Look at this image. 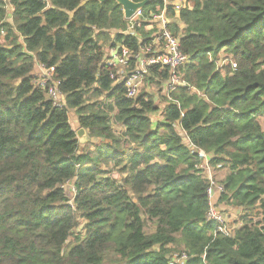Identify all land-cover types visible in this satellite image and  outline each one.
<instances>
[{"label":"trees","instance_id":"16d2710c","mask_svg":"<svg viewBox=\"0 0 264 264\" xmlns=\"http://www.w3.org/2000/svg\"><path fill=\"white\" fill-rule=\"evenodd\" d=\"M168 15L175 34L184 25L185 79L205 97L180 87L160 106L144 92L127 98L104 62L105 43L146 41L118 32L127 20L115 0H0V264H174L173 247L186 264H264V0H185ZM226 51L237 68L221 73L210 54ZM36 63L55 66L65 106L36 87ZM70 109L100 142L81 148ZM184 132L229 166L219 201L245 221L233 236L206 219L204 156Z\"/></svg>","mask_w":264,"mask_h":264},{"label":"built area","instance_id":"2783aa9c","mask_svg":"<svg viewBox=\"0 0 264 264\" xmlns=\"http://www.w3.org/2000/svg\"><path fill=\"white\" fill-rule=\"evenodd\" d=\"M162 1L163 7H158L157 11L151 10L148 16L145 15L143 8L138 9L131 18H125L127 20L126 28L118 30L121 34L134 36L141 42H144L145 38V43H142L138 49L119 42L111 44L105 51L104 62L113 69L111 77L114 80V85L123 84L126 89V96L129 99H137L143 93L142 91L147 82L151 84L153 80L161 83V87L154 91V85H149L144 93L165 97L166 102L162 106L166 105L168 101L177 102L173 99L172 94L180 87H187L192 94L204 98L205 95L189 83L184 76V69L192 61L191 56L181 48L184 25L179 21L181 30L178 35L170 27L173 19L168 15V8L173 6L178 11L185 0ZM140 29H143L147 34L145 36L141 35ZM210 59L216 63V69L221 73L225 72V65L230 66L232 69L237 68V63L233 58L226 63H219L218 58L214 59L210 54ZM36 66L39 70L37 74L34 73L33 82L36 87L43 89L55 106H65L66 96L60 88L61 80L55 79V66L48 67L42 63H36ZM164 74H166V78H162ZM149 77H152L153 80L148 79ZM151 89H153V92ZM184 137L186 144L192 151H197L204 156V162L200 167L202 170L204 168L203 175L210 180L208 189L210 209L206 219L215 222V233L219 232L227 236H233V230L228 224V219L223 211L217 207L222 193L225 192V185L214 183L213 165L209 161V154L198 149L190 142L186 132H184ZM187 260L188 255L186 252L174 255V264H186Z\"/></svg>","mask_w":264,"mask_h":264},{"label":"rangeland","instance_id":"374dc122","mask_svg":"<svg viewBox=\"0 0 264 264\" xmlns=\"http://www.w3.org/2000/svg\"><path fill=\"white\" fill-rule=\"evenodd\" d=\"M10 19V17H9ZM109 44V43H108ZM107 43H105V46H104V51H106L108 49V45ZM229 59H232V57L230 56V54H228V52H222L219 57H218V62L219 63H226ZM226 67H228V65H225V69ZM38 69H37V66H36V71H35V74L38 73ZM149 85H154L155 87V90L154 91H157L160 87H161V83L159 82H156V81H152V83L150 84L149 82H147V85L145 86V88L143 89L142 92L146 91L148 89V86ZM151 91L153 92V89H151ZM153 98L156 100L157 104H159L160 106H162L163 103L166 102V98L163 97L162 95H153ZM103 98H101L100 100H102ZM78 114L76 112L75 109H70L69 110V119H70V122H71V125L72 127L77 130V137L79 139V143L81 144V148L84 149L86 147H88V144L90 143H98L100 142V139H97V138H92L89 136V133L87 131V133H85L86 135L84 136H78V132L80 129V126H79V122H78ZM260 121L262 123V125L264 126V116H262L260 118ZM115 122V121H114ZM121 125L119 123H114V129L116 130V132L118 133L119 130H121ZM85 131V132H86ZM94 146L91 145V148H93ZM209 161L211 160L212 157H215L217 158V156L212 153V154H209ZM212 168H213V171H214V183L217 184H225L224 183V179L228 173V169H229V166L226 165L225 163H216V164H212ZM204 170V168H203ZM230 170V169H229ZM230 172V171H229ZM113 175L118 178V180L122 181L123 177L126 176V173H123V175L121 176L119 171H117L116 168L113 169ZM213 182V181H212ZM213 184V185H215ZM73 182H68L66 184V189H67V193L68 195L73 198L74 197V188H73ZM209 195V194H208ZM132 199L133 201H136L138 202V198L132 194ZM217 207L220 208L223 213L225 214L226 218L228 219V224L230 226V228H232V230L236 231L237 228H239L240 226H242V224L245 222L244 221V213L242 211V208L236 206L235 204L233 203H229L227 202L226 200H224L223 202H218L217 204ZM260 210L258 209V212ZM257 211L254 210L253 213L249 214L248 218L254 223H258V222H262V215H259L256 213ZM143 217L144 219L147 221V226L145 227V233L146 234H150V233H153L154 230H155V227H156V220L155 219H149L146 215L143 214ZM82 223H86V221L83 219L81 221ZM82 227V226H81ZM81 227H79L81 229ZM85 234L84 232L82 233V237H84ZM71 245H74V238H70L68 240V242L65 244L64 246V249L63 251H68L69 248L71 247ZM172 248V246H171ZM173 249H175L174 251L176 252L174 255L176 254H180V251L183 250L182 247H178V248H175L173 247Z\"/></svg>","mask_w":264,"mask_h":264},{"label":"water","instance_id":"95a60500","mask_svg":"<svg viewBox=\"0 0 264 264\" xmlns=\"http://www.w3.org/2000/svg\"><path fill=\"white\" fill-rule=\"evenodd\" d=\"M102 2L105 0H101ZM119 5L122 6L125 18H131L138 9L144 8L145 5L149 2V0H144L141 2H136L134 0H115ZM86 129L82 128L78 132V136H85L87 133Z\"/></svg>","mask_w":264,"mask_h":264},{"label":"crops","instance_id":"0c3cea01","mask_svg":"<svg viewBox=\"0 0 264 264\" xmlns=\"http://www.w3.org/2000/svg\"><path fill=\"white\" fill-rule=\"evenodd\" d=\"M12 10V9H11ZM11 18V17H10ZM35 71H36V68H35V70H34V73H35Z\"/></svg>","mask_w":264,"mask_h":264}]
</instances>
